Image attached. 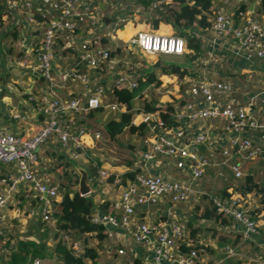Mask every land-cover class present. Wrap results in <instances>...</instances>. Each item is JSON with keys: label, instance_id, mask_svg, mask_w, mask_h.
<instances>
[{"label": "built area", "instance_id": "1", "mask_svg": "<svg viewBox=\"0 0 264 264\" xmlns=\"http://www.w3.org/2000/svg\"><path fill=\"white\" fill-rule=\"evenodd\" d=\"M168 1L154 0L147 11L142 5L135 7L125 0H4L0 34H16L22 53L13 61V66L28 75L34 85L37 82L35 74H40L48 92L38 98L29 85L23 94L29 102L38 103L40 113L46 117L37 132L24 130L23 134H16L0 128V165L14 167L1 180L4 189L0 191V220L18 188L24 184L31 186L41 200L44 196L51 199L58 196L59 188L51 187L34 172L42 146L55 138L71 158H79L85 152L81 137L87 134V129L78 123L84 114L100 108L127 112L126 105L108 100L109 89L103 80L115 73L114 85L133 91L139 87L138 80L119 69L139 71L143 64L119 57L116 50L132 46L146 55L158 57L183 56L188 52L187 41L176 35L139 31L127 41L119 37L132 16L162 9L170 4ZM237 1L240 4L242 0H223V3L231 6ZM209 20L216 38L232 42L233 50L228 54L235 60L242 59L250 66L264 62V21L255 10L220 8L212 10ZM63 52L72 54L77 63L58 70L56 65L63 59ZM80 66L92 69L94 75L81 70ZM75 82L86 87V99L63 98L59 94ZM184 86L188 88L185 103L177 104L173 116L178 124L176 127L165 128L160 118L154 119L153 113L144 112L145 122L155 123L146 140L150 148L142 154L145 170L136 172L120 199L112 204V211H92L89 218L103 229L106 239L101 248L94 238L96 233L86 234L96 240L98 253V258L88 259L87 264H135L134 259L139 258L135 249L115 242L119 230L127 232L136 246L146 253L141 264H204L203 250L195 248L185 220L177 219L175 223L137 220L138 208L155 206L165 199L172 208L210 204L218 215L241 228L244 240L261 236V226L253 216L261 196L254 191L243 193L240 188L250 174L245 171L248 167L256 165L264 170V90L244 101L238 98L240 89L233 82L214 79L208 72L185 80ZM11 117L23 124L28 120L27 114L12 113ZM193 128L198 131L187 137ZM95 137L98 139L101 134L97 132ZM205 146L209 154L201 151ZM216 154L221 158L219 162L215 160ZM157 157L185 160L188 179L171 180L153 172ZM226 169L234 176L226 189L229 195L206 191L203 181L208 173L213 172L215 179L224 181ZM101 176L108 178L109 174L102 172ZM31 216L42 223L41 233L50 237L47 247L61 240L74 255L85 253L82 241L73 239L71 233L58 231L49 205L33 210ZM3 245L0 237V254L4 251ZM182 246L189 249L183 251ZM261 247L264 254V234ZM225 253L235 255L230 247ZM34 264L44 263L36 260Z\"/></svg>", "mask_w": 264, "mask_h": 264}, {"label": "crops", "instance_id": "2", "mask_svg": "<svg viewBox=\"0 0 264 264\" xmlns=\"http://www.w3.org/2000/svg\"><path fill=\"white\" fill-rule=\"evenodd\" d=\"M168 2L170 3L169 5H177L176 0H169ZM0 6L1 9H4V0H0ZM237 7L243 10H255L259 12L261 19L264 21V0H242L240 4L238 1L233 2L231 6L225 5L223 0H212L211 14L212 10L225 8L231 11L235 10ZM128 31H130L132 36L139 31H149L163 35H174L176 32L173 26L167 23H160L159 27L154 29L147 12L138 13L135 17L132 16V21L124 30L119 32V37L127 41L120 36V33ZM190 31L201 43V50L196 53L188 49L185 55L174 56L177 57L178 66H180L181 69L188 70V74L183 78H180L178 75L162 74V68L172 66L164 64L161 61L162 56H154V58H152L144 54L138 48L132 46H121L120 50L115 51L116 55L121 58L132 59L134 62L143 64L142 69L139 71H130L125 68H120V71H127L135 80H138L143 74L153 72L162 81L159 87H148L143 92L142 97H138L134 101L135 114L132 118L133 125L139 126L146 123L144 120L145 113L143 112L144 104L142 108H140V106H138L139 103H142L146 99H150L151 96L154 95L161 104L170 103L177 106L178 101H184L187 96L188 88L184 86V81L206 72L214 79L220 81L226 80L234 84L238 83L242 90V95L238 96V98L244 101L255 93L264 90V62L257 64V66H250L242 59L241 61L235 60L228 54L229 50H233L232 42L227 43L222 39L216 38L210 28L201 29L195 25ZM17 43L18 37L16 34H0V128L10 130L16 134H23L24 130H29L30 133H34L40 129L46 117L40 113L38 103L29 102L27 99L28 97L23 94L29 85L35 90L38 98L48 92V89L46 83L42 79L36 77L37 82L34 85L30 83L28 75L22 74L19 69L14 68L13 61L22 55ZM63 54L65 56L63 55V59L56 65L59 67L58 70L76 65V59L72 54L68 52H63ZM210 55H212V57ZM142 58H147L149 62L153 64L152 68L142 62ZM158 63H160L159 67H155ZM80 69L90 75H94V71L86 66H80ZM15 71L17 72L16 74ZM115 80V73L108 74L107 78L103 80L109 89L108 100L110 102L117 101L113 94H111ZM87 92L85 86L75 82L61 90L59 94L63 98L79 96L86 99ZM50 95L51 94H49V97ZM12 113L27 114V122L23 124L22 122L14 121L11 117ZM103 113L102 116L94 115L93 117H86L87 120L84 126H86L87 134L83 136V138L81 137L85 143V152L82 153L79 158H71L70 153L64 151L55 138L51 139L50 142L39 149L38 163L34 168V172L51 187L57 186L59 188V194L54 199L44 196L43 200H41L31 186L24 184L18 188L12 202L8 205L0 220V237L4 242V251L0 254V264H13V255L21 252V245L24 248H28L30 251L37 247L46 248L48 246L50 237L47 234L41 233L40 227L43 225L40 221H36L31 216V212L33 210L43 209L49 205L52 208L54 219L57 220L56 216L59 215L61 211L60 204L63 199V185L65 184V179L60 174V169L69 172L72 184L78 185L73 187V190H71L72 187H70V192H72V194L76 191L79 192L80 174L76 166L86 170L89 176L88 184L91 187L90 194L86 196L89 198V205L92 207V211L106 213L112 211V204L120 199L124 188L131 181L129 177H126L127 174H134L145 170L142 154L150 148L146 140L151 136V129L154 126L150 125L151 122L146 123L148 125V130L144 137L132 134L129 132L128 128H126L121 136L112 140L105 128V124L112 118L111 115L107 113V110H104ZM120 113L126 112L120 111ZM159 113L160 112L153 113V118H160ZM196 131L198 130L193 128L192 131L187 133V137H191ZM97 132L101 134V137L98 139L95 137V133ZM125 134L131 135L130 142L137 147L135 151L136 157L131 155L130 162L128 161L125 162V164H121L118 148ZM131 144L129 146L124 145V147L132 148ZM121 147L120 149L123 150L122 143ZM201 151L205 154L210 153V150L206 146L203 147ZM217 155L218 154L215 156V160L219 162L221 158ZM253 167L255 168L248 167L245 171L254 175L255 180L264 186L263 169L258 168L256 165ZM13 169L14 167L11 165H0V191L4 189V186L1 185V180L6 178ZM102 172L108 173L109 177H102ZM153 172L159 175H165L171 180H187L189 177V172L186 169L185 160L183 159L172 160L157 157L153 165ZM224 172L227 178L224 181L215 179V174L213 172L208 173V177L203 181L206 191L215 194L222 193L227 189L229 181H232L234 176L228 169L224 170ZM259 209L260 206L258 205L255 211H257L256 219L261 226V236L253 237L251 240L243 239L241 228L237 226L234 227L232 220L224 218L217 219L215 214L211 211V205L207 203L197 208L193 207L191 204L172 208L169 200L165 199L158 205L138 208L136 210V218L141 222L154 221L175 223L178 222L177 219L188 222L191 239L196 242L198 246L204 248L202 249L204 264H264V254L261 247L262 234H264V210ZM93 240L92 247L97 248L95 243L96 240ZM115 242L119 245L135 249V254L139 257L138 259L141 261L144 259L146 255L144 250L138 248L133 238L127 235V232L124 230H119ZM55 243L58 242L56 241ZM100 247L102 248V246ZM227 247L234 250V256H228L225 253ZM127 250L129 251L130 249L127 248ZM22 251L24 250L22 249ZM19 263L20 262H17V264ZM165 264L171 263L167 262Z\"/></svg>", "mask_w": 264, "mask_h": 264}, {"label": "trees", "instance_id": "3", "mask_svg": "<svg viewBox=\"0 0 264 264\" xmlns=\"http://www.w3.org/2000/svg\"><path fill=\"white\" fill-rule=\"evenodd\" d=\"M153 2L154 0H125V3H129L130 5H142L147 9V11L152 6ZM176 2L177 5H164L162 9L152 10L148 12V17L150 18L154 29H157L160 23H167L172 25L176 30L174 35L184 38L187 41L188 49L198 53L201 50V43L191 31L186 32V30L192 29L195 25H197L201 29L210 28L211 23L209 19L212 16V0H176ZM2 10L3 9H1L0 6V12ZM152 14L153 16H151ZM257 14L260 16L259 12H257ZM124 29L125 27L121 30ZM120 36L125 40H128L131 37V33L130 31L125 33L121 32ZM162 70L163 75H178L180 78H183L188 74L187 69H181V67L178 65H172L168 68H162ZM138 82L139 87L133 91H129L126 88L113 85L111 94H113V96L119 103L127 106V112L122 113L119 119L112 118L105 124L106 131L112 140L117 139L119 136H121L126 128H128L129 132L132 134H137L141 137L146 136V131L148 130V125L146 123L139 126H135L132 124V118L135 114L134 101L138 97H142L143 92L148 87H159L162 84V81L157 77L155 73L149 72L140 76ZM150 99H146L145 101H143V112L150 114L160 112L159 117L164 123L165 128L170 129L176 127L178 124L173 117L175 112L177 111L176 105L170 103L161 104L157 100V98L154 97V95L151 96ZM184 103L185 101H178L179 105H182ZM104 110V108H100L86 113L82 118L83 120H79L78 123L85 124L87 120L86 117H93L94 115H96V113H103ZM60 174L64 177L65 183H72L69 172L60 169ZM135 174L136 173H129L126 177L134 180ZM63 187V199L60 204L61 211L60 214L56 216L57 229L60 233H71L70 235L73 237V239L82 241L85 245V253L80 256L74 255L72 249H70L65 243H63V241L60 240L56 244L55 254L56 256H58V261L61 262V264H87L88 259L95 261L98 258V253L96 248L90 246V241H92L93 238L87 237L86 234L96 233V236L94 238L99 241L100 246H102L101 243L105 241L106 236L103 234V229L101 227L95 226L89 218L92 213V207L89 205V198L82 196L78 191L72 194V192H70V186L66 184H64ZM240 189L243 193L253 191L256 192L261 196L262 204H264V186L255 180L254 175L248 174L245 177V180L242 183ZM223 194L226 196L229 195L227 190L223 191ZM211 211L215 214L217 219L222 218L217 214L215 208H212ZM57 237H59L58 233ZM194 245L196 249H204L202 248V246H198L196 242H194ZM20 247L21 252L13 255V264L22 262L24 256L28 257L27 255L30 254L31 251L34 252L38 248H41V250L38 251L39 253H45L44 247H37L31 251L28 248L22 247V245ZM22 249L24 251H22ZM182 249L183 251H187L189 247L182 246ZM39 253H37L36 251V254ZM134 261L135 264H141V261L138 258L134 259Z\"/></svg>", "mask_w": 264, "mask_h": 264}, {"label": "rangeland", "instance_id": "4", "mask_svg": "<svg viewBox=\"0 0 264 264\" xmlns=\"http://www.w3.org/2000/svg\"><path fill=\"white\" fill-rule=\"evenodd\" d=\"M151 13H153V12H151ZM151 16H153V14ZM151 57L154 58V56H151ZM161 61L164 64H168V65H173V66H177L178 65V63H177V57H174V56H171V57L162 56L161 57ZM142 62H144L150 68H152V66H153V64H151L147 58H142ZM16 73L17 72L15 71V74ZM14 78H15V76H14ZM234 86L237 89H240V91H242L241 88H240V85H238V83L234 84ZM249 90H250V88H249ZM240 91H239V93H240L239 96L242 95V92H240ZM143 104H144V102L139 103L138 106H140V108H142ZM107 113L109 115H111V118H113V117L114 118H119L120 115H121L120 111H111V110H108ZM103 114L104 113H100V112L99 113H96L97 116H102ZM130 138H131V135L130 134H125L122 137V139H121V142H120V145H119V148H118L119 154H120L119 157H120V160H121V164H125V162H128V161L130 162V156L131 155H134V157H136V155H135L136 152L135 151H136V148L137 147H136V145H132L131 144L132 142H130ZM121 143L123 145V150L120 149V148H122L121 147ZM130 144L132 145L131 146L132 148H125L124 147V145L129 146ZM138 150L140 151V148L139 147H138ZM262 172L264 173V170H262ZM77 178H78V176H77ZM65 184L68 185V186H70V187H72L71 190H73V187L78 186L77 184H72L71 182L70 183L68 182V183H65ZM258 205L260 206V209L259 210H264V204H262L261 198L258 199ZM256 212L257 211H254L253 212V216L257 218ZM263 220H264V217H263ZM56 244L57 243H55V241H53V242H51V247H46V248L44 247L45 248V253H43V254L38 252V251L41 250V248H38L36 251L40 255L39 254H36V251L31 252L30 254L27 255L28 257L24 256L22 262H20V263L21 264H34V262L36 260H40L44 264H61V262H57L58 261V256H56V254H55ZM90 245H93V242L92 241H90ZM55 257L57 258V261H56V258Z\"/></svg>", "mask_w": 264, "mask_h": 264}, {"label": "water", "instance_id": "5", "mask_svg": "<svg viewBox=\"0 0 264 264\" xmlns=\"http://www.w3.org/2000/svg\"><path fill=\"white\" fill-rule=\"evenodd\" d=\"M107 22L110 21L109 18H107L106 20ZM186 32H190V29H187ZM160 63H158L155 67H159ZM35 76L39 79H42V76L40 74H35ZM151 126H155V123H150ZM15 129V127H14ZM79 174H80V180H79V193L86 197L90 194L91 192V187L89 186L88 184V181H89V176H88V173L86 172V170H84L83 168L79 167V166H76Z\"/></svg>", "mask_w": 264, "mask_h": 264}, {"label": "bare ground", "instance_id": "6", "mask_svg": "<svg viewBox=\"0 0 264 264\" xmlns=\"http://www.w3.org/2000/svg\"><path fill=\"white\" fill-rule=\"evenodd\" d=\"M132 36V35H131Z\"/></svg>", "mask_w": 264, "mask_h": 264}]
</instances>
